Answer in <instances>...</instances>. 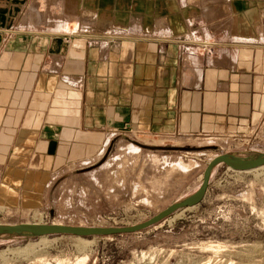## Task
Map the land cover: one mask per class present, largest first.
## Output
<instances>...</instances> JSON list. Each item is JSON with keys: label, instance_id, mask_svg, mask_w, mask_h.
Listing matches in <instances>:
<instances>
[{"label": "crops", "instance_id": "1", "mask_svg": "<svg viewBox=\"0 0 264 264\" xmlns=\"http://www.w3.org/2000/svg\"><path fill=\"white\" fill-rule=\"evenodd\" d=\"M264 113V0H0V202L36 207L118 135Z\"/></svg>", "mask_w": 264, "mask_h": 264}, {"label": "rangeland", "instance_id": "2", "mask_svg": "<svg viewBox=\"0 0 264 264\" xmlns=\"http://www.w3.org/2000/svg\"><path fill=\"white\" fill-rule=\"evenodd\" d=\"M262 152L264 113L236 135L121 134L94 158L61 170L36 207L0 202V223L131 225L192 194L212 157ZM0 264H264V166L214 165L199 203L142 230L0 235Z\"/></svg>", "mask_w": 264, "mask_h": 264}, {"label": "water", "instance_id": "3", "mask_svg": "<svg viewBox=\"0 0 264 264\" xmlns=\"http://www.w3.org/2000/svg\"><path fill=\"white\" fill-rule=\"evenodd\" d=\"M218 163H223L226 165V167L232 170L249 171L264 166V152L254 153L249 157H241L231 153L218 154L212 157L205 165L202 172L201 182L192 194L180 201L169 204L165 208L141 222L124 226H84L67 225L55 222L0 223V235L24 234L29 236H44L50 234H71L77 236H88L128 233L142 230L156 224L161 219L178 209L193 206L199 203L205 194L211 169Z\"/></svg>", "mask_w": 264, "mask_h": 264}, {"label": "bare ground", "instance_id": "4", "mask_svg": "<svg viewBox=\"0 0 264 264\" xmlns=\"http://www.w3.org/2000/svg\"><path fill=\"white\" fill-rule=\"evenodd\" d=\"M182 167V166H181ZM261 167H263V166H261ZM261 167H259V168H261ZM182 169V168H181ZM184 169V168H183ZM256 169H258V168H256ZM253 170H255V169H253Z\"/></svg>", "mask_w": 264, "mask_h": 264}]
</instances>
